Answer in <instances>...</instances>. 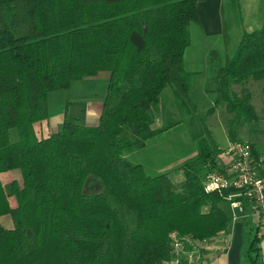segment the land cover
<instances>
[{
  "label": "trees",
  "instance_id": "obj_1",
  "mask_svg": "<svg viewBox=\"0 0 264 264\" xmlns=\"http://www.w3.org/2000/svg\"><path fill=\"white\" fill-rule=\"evenodd\" d=\"M200 1L0 0V174L18 169L22 177L8 190L0 180V216L13 221L11 229L0 223V264H169L177 254L172 234L205 241L227 230V190L203 186L209 171L225 172L222 148L209 135L183 164L182 191L168 174H148L125 157L195 110L184 54ZM214 55L209 111L224 104L233 143L240 127L259 119L251 93L232 87L264 79V20L243 32L223 61ZM103 71L109 78L99 124L65 119L57 132L38 138L33 125L49 115L48 93ZM169 86L176 112L160 105ZM177 112L180 119L152 128L153 116ZM89 176L102 192H84ZM104 193L135 215L129 234ZM255 229L246 250L251 264L260 263Z\"/></svg>",
  "mask_w": 264,
  "mask_h": 264
},
{
  "label": "rangeland",
  "instance_id": "obj_2",
  "mask_svg": "<svg viewBox=\"0 0 264 264\" xmlns=\"http://www.w3.org/2000/svg\"><path fill=\"white\" fill-rule=\"evenodd\" d=\"M223 8L228 31L226 39L222 32L204 34L200 24L196 21H192L189 25L191 42L185 50L184 68L194 71L188 96L191 103L196 105L195 110L183 118L181 125L160 137L149 140L144 149H136L135 155L130 156L131 161H140L148 174H168L177 191L184 189L186 172L183 169V164L196 157L199 140L202 138L207 139L209 135L219 148L224 149L230 145L227 129L232 115L225 111L223 103L218 104L214 111H209L216 98V94L212 91L214 88V75L211 70V54H215L214 61H223L227 53H233L240 39L239 33L246 29L247 23H250L259 14L264 13V0H224ZM106 89V79L86 77L71 82L67 88L53 90L49 94V102L59 109V107H64L65 101H67L69 104L68 119L75 121L73 117H77L76 121L83 124V113L87 111L88 106L97 107L99 105L97 102L104 96ZM232 89L237 91L246 89L251 93V102L259 119L240 127L238 138L241 142L254 146L256 151L262 155L260 157L263 159L264 164V79H249L247 82L234 85ZM174 100L170 86L165 88L160 96V105L164 106L166 110L176 112ZM180 118L179 112L176 115L172 113V116L167 113L161 118L155 115L152 124L157 121L159 125H162L167 121ZM10 139L12 141L17 139L15 129L10 130ZM195 165L198 167L200 163L196 162ZM9 171L2 172L1 175L4 174L5 176L6 172ZM92 181H94L93 178L89 176L84 192L89 194L102 192L103 189L100 185L97 188L98 190L95 191L94 187L96 185L91 184ZM5 182L3 178V186L8 190L9 184ZM104 194L107 196L110 205L117 209L124 220L129 234L136 223L135 215L119 205L109 194ZM13 201L11 200V202ZM224 207L228 211L226 204H224ZM246 264H251V262L247 261Z\"/></svg>",
  "mask_w": 264,
  "mask_h": 264
},
{
  "label": "crops",
  "instance_id": "obj_3",
  "mask_svg": "<svg viewBox=\"0 0 264 264\" xmlns=\"http://www.w3.org/2000/svg\"><path fill=\"white\" fill-rule=\"evenodd\" d=\"M223 3L224 0H202L198 3V23L200 24L204 34L209 35L223 32ZM263 14L264 13H261V15L259 14L258 17H255V19L252 20L250 23H247L246 29L241 31V33H239V36H241L243 32H250L255 28L259 27L262 21L264 20ZM186 70L188 69L186 68ZM188 71L194 73V71L192 70ZM92 77L106 79L108 83L109 73L103 71L99 72L97 75ZM52 92L53 91L49 92L47 95V107L49 112L48 117L34 123L33 125V130L38 138H46L51 134L57 132L60 129L64 120H69L68 102L65 101L66 104L64 105V107H59V109H57L56 105L50 104L49 102V94ZM105 94L97 102V104H99L97 105V107H87V111H85L82 116L84 125L96 126L99 124ZM87 102L89 103V101ZM73 118L75 121L78 119L77 117ZM159 126L160 125L157 121L156 123L152 124V128H157ZM251 150L253 159L258 160V158L262 157V155H260V153L256 151L254 146ZM136 151L137 150L126 152L125 157L131 160L130 156H134ZM136 163H139L143 166L140 161ZM3 178L6 181L5 183H8L9 185L12 181H16L19 185H21L22 183L21 173L18 169H13L9 172H6L5 176L4 174H0V180L2 185H4ZM236 192L237 190L235 188H230L229 190H227V195H233ZM11 200L14 201L11 202ZM226 200L228 212L231 214L232 210L230 208V202L228 197H226ZM8 201L11 207L16 206V199L14 196H9ZM243 208V212L239 213L235 221H232V219L230 220L227 226V230L225 232L219 234L218 236L212 239H208L205 241L190 240L186 244L189 248L177 250L176 256L169 264H246V262L249 261L246 255V250L249 240L253 237L254 233L256 232L255 228L256 226H258V216L256 213V209L253 207V205L249 201L244 199ZM0 223L6 229L13 228V221L9 214L0 216ZM256 234L260 236L257 244L259 247V264H264V234L261 229Z\"/></svg>",
  "mask_w": 264,
  "mask_h": 264
},
{
  "label": "built area",
  "instance_id": "obj_4",
  "mask_svg": "<svg viewBox=\"0 0 264 264\" xmlns=\"http://www.w3.org/2000/svg\"><path fill=\"white\" fill-rule=\"evenodd\" d=\"M218 158L225 166V172L209 171L204 178L206 192H222L235 188L237 192L227 195L232 210L231 219L235 221L243 212V199L256 209L258 226L264 234V164L263 159H253L251 146L246 142H233L222 150ZM174 247L184 249V243L190 240L185 236L172 234Z\"/></svg>",
  "mask_w": 264,
  "mask_h": 264
}]
</instances>
